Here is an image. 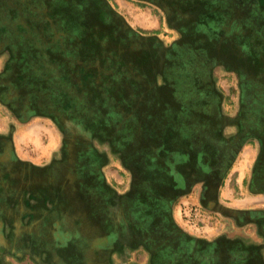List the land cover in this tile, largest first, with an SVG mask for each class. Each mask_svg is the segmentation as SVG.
<instances>
[{
  "label": "flooded vegetation",
  "instance_id": "1",
  "mask_svg": "<svg viewBox=\"0 0 264 264\" xmlns=\"http://www.w3.org/2000/svg\"><path fill=\"white\" fill-rule=\"evenodd\" d=\"M146 1L161 7L179 33L170 43L160 29L132 28L110 11L109 35L100 36V26L89 22L87 36L70 41L67 34L74 25L77 32V24L69 22L72 31L68 22L59 26L53 0H0V103L13 122L49 119L59 133L58 146L36 162L17 151L14 123L0 130V248L18 254L26 250L16 247L37 245L29 238L36 228L51 229L57 245L79 217L106 219L100 199L118 196L110 180L122 183L105 172L112 157L132 175L116 201L130 220L128 235L147 246V263L151 257L156 264H264V206L234 203L264 197V0ZM93 14L99 13L88 20ZM221 67L236 75L234 97L216 81ZM108 98L116 99V107L106 114ZM134 122L139 135L133 141ZM122 128L125 138L118 136ZM167 139L186 144L167 150ZM246 148L256 150L242 182L246 196L228 197L227 176ZM158 174L169 175V184L152 193L144 184ZM191 198L220 218L215 234L194 235L182 227L175 209ZM50 201L75 209L57 213ZM80 225L91 237L95 225ZM87 240L82 260L89 253L90 264H108L102 249L111 241ZM173 243L179 253L168 252ZM42 245L39 254L66 263L58 248ZM36 251L25 256L36 260Z\"/></svg>",
  "mask_w": 264,
  "mask_h": 264
},
{
  "label": "rangeland",
  "instance_id": "2",
  "mask_svg": "<svg viewBox=\"0 0 264 264\" xmlns=\"http://www.w3.org/2000/svg\"><path fill=\"white\" fill-rule=\"evenodd\" d=\"M55 4L58 6L59 10L55 15H52V18L54 19H60L61 21L58 22L59 26H61L62 22H68V25L70 26V29L72 25L70 23L77 24V32L74 30L76 27L73 26V32L74 33H68L67 39L68 40H74L77 42L81 38H85L88 34V26L89 22L100 26V29H97V34H100V36H107L110 34L111 31H113V26L110 24L107 18L110 17L109 11L111 14H113L116 17H122L124 20H119L121 22H126L127 25H129L132 28L140 29L145 32H152L156 29H160L163 33L161 34V38L164 39V43H170L172 39H175L179 36V33L174 29L171 28L166 20L165 11L158 7L157 5L150 3L146 0H105L107 1V7L104 0H93L94 4L90 6L85 0H53ZM80 2V3H78ZM62 3V4H61ZM93 12H97L99 14H93L90 19L89 15H91ZM70 22V23H69ZM101 24L104 25L101 26ZM182 24V23H181ZM116 25V22H115ZM57 27V26H56ZM57 29H60L57 27ZM91 37V36H90ZM77 39V40H76ZM104 45V44H103ZM126 46V43L123 44V47ZM104 47V46H103ZM78 52V51H77ZM75 54V53H74ZM118 75V74H117ZM216 81L222 86L223 92L225 95H230V97H234L233 90H230V87L237 82L236 75L232 73L231 71H227L224 68L217 69L216 73ZM119 76V75H118ZM108 92L110 95H113V91L111 89H108ZM228 97V99H230ZM134 100V99H132ZM236 100V97L233 99ZM135 101V100H134ZM118 102H121L118 101ZM236 102V101H235ZM106 107L108 108V114L111 112L112 106L115 105L116 107V99L108 98L106 100ZM131 104H135L133 101ZM110 106V107H109ZM120 106V112H122L124 115H126V108L129 106V99L124 100V104ZM119 109V108H118ZM97 112V111H96ZM132 113V111H129ZM98 113V112H97ZM133 114V113H132ZM14 123L16 125V131H15V146L17 148V151L21 156L24 157H32L34 161L40 162L43 158H46L49 156L50 151L58 146L59 143V133L56 129V127L49 121V119H33L31 121H27L24 123L20 122H13V119L10 117V112L6 107H4L0 103V130L4 131L8 129V127ZM128 124V122H127ZM133 126H131V134L129 137H132L133 141L136 139V136L139 135V130H137V127L135 125V122L132 123ZM126 125V122H124V126ZM119 127L121 129V125L119 124ZM117 130V129H116ZM127 132V128H122L120 134L118 136L125 138V133ZM117 134V133H116ZM122 137V138H123ZM118 139V138H117ZM170 146L168 149H172L175 151L176 148H181L182 146H185V141H179L175 139H167ZM119 142V141H118ZM112 143V142H111ZM115 144V143H112ZM106 146V145H105ZM107 147V146H106ZM103 147V152H106L111 150L109 148ZM108 155H111V152H108ZM256 155V150L254 149H244L243 153L239 156V159L233 169L229 172V175L227 176V186L224 189L225 195L230 197L233 194H237L239 197H245L246 196V189L245 187H242L243 179L249 176L250 173V167L252 164V161ZM164 156V153H163ZM109 162H111V165L105 169V172L107 176L110 179H118V181H122L121 184H117L110 180V188L111 190L118 194V196H114L113 193L112 198L111 195H109L106 199V203L104 202L103 196L101 197L99 202L100 206L106 205V209H99V211H102L106 215V219L99 217L98 215L95 217V214L93 216H89L88 220L86 221L85 218H83V221L79 218L76 219V226L72 229H63V235L61 238H63L60 243L56 245V239L57 237L54 236L50 231L51 229L45 230L44 228H36L32 230V232L29 235V238L32 240H35L38 244L33 245L31 243H26L21 245L20 247H16L18 249L26 250L21 251L18 254L11 253L8 248L3 249L0 248V264H36V260L39 259V264H54L49 257V254L45 251L42 255L39 254L36 250L43 249L42 241L47 242L48 246L50 247L49 243H51V246L54 248H58L60 250L62 259L66 261L65 264H90L87 260L89 258V253H86L84 260H82L81 253L82 249H88V244H90V240L87 239H95V240H101L108 238L111 241V246H109V243L106 244V246L102 249V256L103 258L106 257L108 264H156V258L149 257V261L147 263V260H143V257H148L146 255L147 253V246L145 244H142L141 242L135 241L133 237H131L128 232V227L130 220L128 219V216L126 213L122 212L121 204L119 201H116L117 197L120 198V194H126L125 191L130 187L127 186L131 183L132 175L130 173V170L127 168H124L120 163H118L116 160H113L112 157L109 158ZM159 163H162V160H160ZM162 167H165L164 165H161ZM120 173L121 175H119ZM169 175L163 174L160 176L158 174V178L154 175L149 177L150 182L146 185V188L148 191H152V193H158L161 191V185L164 187H167L169 184ZM153 178H156L153 180ZM158 179V180H157ZM56 179L52 178V181L49 183L54 184V181ZM124 181V182H123ZM240 185V186H239ZM144 187V186H143ZM240 187V188H239ZM73 188V185L71 186V189ZM101 194V193H99ZM245 200L242 201H234V203L239 205H251V206H264V197H247L244 198ZM110 200V201H108ZM48 206L54 209H57L55 212L59 213L62 209V207L67 209H75V206L71 203L69 204H61L56 205L52 201L48 202ZM117 207V208H113ZM195 208H200L202 211L206 213V215H209L208 217H205L204 223L199 222L198 220L194 221L196 225L193 223H189L187 219L184 216L185 211H190ZM91 213H95L93 210ZM123 213V215H122ZM2 214V213H1ZM103 214V215H104ZM175 215L179 222L181 223L182 227L187 229V231L191 232L194 235H213L218 231L219 224H220V218L211 211H208L200 205V203L197 201L196 198L194 199H184L180 204L177 205L175 209ZM211 216V217H210ZM78 220V221H77ZM84 222L93 223V227L95 225L96 228H93V230H90L92 232V238L89 236L87 237L86 234H84V231L78 227L77 225L81 226L80 224ZM193 222V221H192ZM61 223L58 222L57 225H60ZM88 225V224H87ZM105 227V229H103ZM101 228V229H100ZM157 228V227H156ZM74 229V231H73ZM150 232V231H149ZM23 236V234L21 235ZM167 235H164V238H166ZM22 237H20L21 239ZM165 240V239H164ZM13 242V241H12ZM40 243V244H39ZM182 244V243H180ZM2 245L4 247L10 245V241H7V236L2 237ZM127 245V246H126ZM167 246L165 244L166 250ZM126 247V248H125ZM179 247V243H173V248H169V251H172V253H179L180 250L176 249ZM91 251L94 252V247H90ZM50 250V249H49ZM35 252L36 260L33 259V257L25 256L27 253L33 254ZM167 253V252H166ZM95 257V256H94ZM91 258V257H90ZM98 264V263H97Z\"/></svg>",
  "mask_w": 264,
  "mask_h": 264
},
{
  "label": "built area",
  "instance_id": "3",
  "mask_svg": "<svg viewBox=\"0 0 264 264\" xmlns=\"http://www.w3.org/2000/svg\"><path fill=\"white\" fill-rule=\"evenodd\" d=\"M184 216L189 223H193L194 225H196V223L194 222L196 220L204 223L205 217L209 218V215H206V213L204 211H202V209H200V208H195V209H192L190 211H185Z\"/></svg>",
  "mask_w": 264,
  "mask_h": 264
},
{
  "label": "crops",
  "instance_id": "4",
  "mask_svg": "<svg viewBox=\"0 0 264 264\" xmlns=\"http://www.w3.org/2000/svg\"><path fill=\"white\" fill-rule=\"evenodd\" d=\"M227 183H228V182H226V186H227Z\"/></svg>",
  "mask_w": 264,
  "mask_h": 264
}]
</instances>
